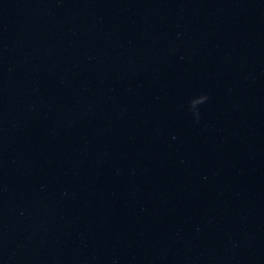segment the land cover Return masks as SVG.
Here are the masks:
<instances>
[{"label": "water", "instance_id": "1", "mask_svg": "<svg viewBox=\"0 0 264 264\" xmlns=\"http://www.w3.org/2000/svg\"><path fill=\"white\" fill-rule=\"evenodd\" d=\"M0 264H264V0H0Z\"/></svg>", "mask_w": 264, "mask_h": 264}, {"label": "clouds", "instance_id": "2", "mask_svg": "<svg viewBox=\"0 0 264 264\" xmlns=\"http://www.w3.org/2000/svg\"><path fill=\"white\" fill-rule=\"evenodd\" d=\"M200 101H201V103H202V101H203V98H201V99H200Z\"/></svg>", "mask_w": 264, "mask_h": 264}]
</instances>
